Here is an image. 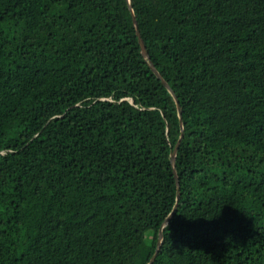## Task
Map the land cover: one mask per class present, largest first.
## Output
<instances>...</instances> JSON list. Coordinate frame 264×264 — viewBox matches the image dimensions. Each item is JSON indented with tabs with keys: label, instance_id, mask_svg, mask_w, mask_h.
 Masks as SVG:
<instances>
[{
	"label": "trees",
	"instance_id": "trees-1",
	"mask_svg": "<svg viewBox=\"0 0 264 264\" xmlns=\"http://www.w3.org/2000/svg\"><path fill=\"white\" fill-rule=\"evenodd\" d=\"M181 106L152 264H264V0H131ZM176 104L127 0H0V264H147Z\"/></svg>",
	"mask_w": 264,
	"mask_h": 264
},
{
	"label": "water",
	"instance_id": "water-1",
	"mask_svg": "<svg viewBox=\"0 0 264 264\" xmlns=\"http://www.w3.org/2000/svg\"><path fill=\"white\" fill-rule=\"evenodd\" d=\"M127 5H128V8H129L130 14L132 16L133 27L135 29V34L137 36L140 52H141L142 56L144 57V59L146 60L149 68L151 69V71L155 74V76L157 78H159L161 80L163 85L166 87V89L169 91V93L173 97L174 102L176 104V108H177L178 120H179V128H180V134H179L178 140H177L175 146L173 147V149L170 151V163H171L172 172H173V175H174V178H175V182H176V200H175V203H174L171 211L165 217V219L162 222L161 227L159 229L155 251H154L153 255L151 256L149 262L147 263V264H152L154 259H155V257H156V255H157V253H158V251H159V249H160V246L162 244V239H163L162 229L165 227V225L172 218V216L174 215L175 210L177 208V205H178L177 203H178V200H179V188H180V185H179V179H178L177 172H176V166H175L176 162L175 161H176L177 149H178V146H179L180 141H181L182 136H183V123H182V118H181V106L179 104V101H178L176 95L174 94L173 90L170 88L169 84L161 77L160 73L156 70V68L154 67L153 63L150 60V57H149L148 52H147V49L145 47V44L143 42V39L141 38L139 29H138L137 21H136L135 15L133 13L131 0H127Z\"/></svg>",
	"mask_w": 264,
	"mask_h": 264
}]
</instances>
